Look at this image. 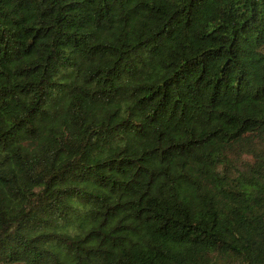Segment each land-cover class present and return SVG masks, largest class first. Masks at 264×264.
Here are the masks:
<instances>
[{
    "label": "trees",
    "instance_id": "1",
    "mask_svg": "<svg viewBox=\"0 0 264 264\" xmlns=\"http://www.w3.org/2000/svg\"><path fill=\"white\" fill-rule=\"evenodd\" d=\"M0 264H264V0H0Z\"/></svg>",
    "mask_w": 264,
    "mask_h": 264
}]
</instances>
